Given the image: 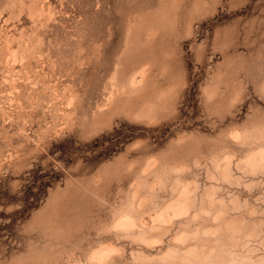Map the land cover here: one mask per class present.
I'll use <instances>...</instances> for the list:
<instances>
[{
  "label": "rangeland",
  "instance_id": "374dc122",
  "mask_svg": "<svg viewBox=\"0 0 264 264\" xmlns=\"http://www.w3.org/2000/svg\"><path fill=\"white\" fill-rule=\"evenodd\" d=\"M0 264H264V0H0Z\"/></svg>",
  "mask_w": 264,
  "mask_h": 264
},
{
  "label": "trees",
  "instance_id": "16d2710c",
  "mask_svg": "<svg viewBox=\"0 0 264 264\" xmlns=\"http://www.w3.org/2000/svg\"><path fill=\"white\" fill-rule=\"evenodd\" d=\"M26 197H22V199L21 200H25V201H27V195H25ZM32 206H34V205H32Z\"/></svg>",
  "mask_w": 264,
  "mask_h": 264
}]
</instances>
